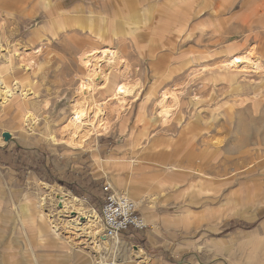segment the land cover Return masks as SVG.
<instances>
[{
  "label": "rangeland",
  "instance_id": "1",
  "mask_svg": "<svg viewBox=\"0 0 264 264\" xmlns=\"http://www.w3.org/2000/svg\"><path fill=\"white\" fill-rule=\"evenodd\" d=\"M57 1L65 11L66 31L51 45L28 44L46 17H28L29 8L8 16L10 28L19 29L10 39L18 46L21 65L13 79L27 93L26 107L33 99L38 103L40 122L23 139L12 118L17 112L0 114V264H154L156 259L155 264H247L252 253L249 264H264V81L250 78V87L230 77L205 82L219 74L224 59L239 53L240 37L233 32L240 0H187L191 19H183L186 29L180 34L174 32L179 0H144L132 18L110 13L112 28L103 15L113 4L85 0L100 11L96 30L101 33H95L104 34L107 42L90 34L94 27L84 16V0ZM104 46L118 50L115 59L126 71L124 79L111 75L96 100L101 103L128 81H139V96L123 108L113 107L114 101L106 107V134L70 145L60 140L59 129L70 118V105L79 99L77 87L85 79L78 55ZM3 48L12 51L6 44ZM258 48L264 56V35ZM106 62L101 63L106 67ZM201 65L206 73L201 74ZM172 90L178 92V104L162 121L157 100ZM92 153L103 159L101 167ZM104 187L155 198L149 212L157 225L146 220V231L125 232L117 244L103 238ZM59 188L94 215L97 237L72 230L71 218L51 201L45 207L55 215L60 235L42 234L43 222L33 212L40 210L41 194ZM137 249L142 259L135 256Z\"/></svg>",
  "mask_w": 264,
  "mask_h": 264
},
{
  "label": "bare ground",
  "instance_id": "2",
  "mask_svg": "<svg viewBox=\"0 0 264 264\" xmlns=\"http://www.w3.org/2000/svg\"><path fill=\"white\" fill-rule=\"evenodd\" d=\"M2 1L3 0H0V114L4 113L5 110L7 111L8 109H14L13 111H16L17 113H15V115L12 113L13 111L11 113L15 116L12 117L13 121L16 124L15 128L18 135L25 139L29 135H31V133H33V131L39 125L40 109L37 107L38 103L34 101V99L29 104L31 108L26 107L24 97H26L27 93L22 92L18 87L17 81L13 79V77L20 72L21 65H18V58L20 56L17 53L18 46L10 45V39L16 35L19 29L15 30L14 28H10L12 22L10 21L8 16H12L13 12H26L29 8L30 10L28 11V17H31V15H36L37 17L43 16L47 18L46 21H44L36 30H34L30 34L28 42L30 46H35L43 41L45 42V44L51 45L54 38L56 39L57 36L63 35V33L66 31V25L63 22L62 13L58 8L57 0H5L8 3L4 6L2 5ZM179 2L183 4V6L189 7V5L187 4V0H179ZM5 6L7 10L6 14L3 13V11H5ZM93 15H95V13ZM93 15L90 18H92L91 26L92 28L94 27V31L90 28V34L97 36L96 39L107 42L108 39L104 36V34L101 35L95 33V31H100L96 30V22L98 21V17L94 20ZM237 21V29L234 28L235 30L233 32V35L240 37L239 43H241V45L239 46V48H237L239 50V53H237V55L235 54L232 60L224 59L220 63L218 75L223 78L230 77V81L233 82L241 79L242 81L244 80V82L247 83V81L249 82L250 78L264 81V56L259 53L258 48V41L261 36L264 35V0H240V12L237 17ZM182 28L178 30V34L182 33L186 29ZM5 44L7 46H10L12 51L9 52V48H3V45ZM19 47L22 49L21 46ZM114 48L109 46H104L102 48H93L83 51L78 55L77 65L80 66L85 79H82L83 82L77 87L76 94H78L79 99L73 100L72 105H70V118L59 129V134L61 137L60 140H63L70 145H77L81 144L83 139L85 137H88L89 135L94 134V136H98L100 134H106L110 128L109 122H107L105 118V114L108 112L106 107L114 101L113 107L123 108L124 104L127 101L137 100L140 93L139 89H141V85L138 84L139 81H137V83H130L129 81L122 82L121 84L117 85L113 92L109 93L108 98L101 103L95 98L96 94H99L101 92L104 93V91L107 90L111 75H117L121 79H124L125 77L126 70L124 71V63L123 61H120V59V62L116 61L115 58L117 57L116 55L118 50ZM4 49L6 52L2 53ZM33 50L35 51V49ZM38 51L39 50H36L35 53H37ZM232 51L233 48L230 50L225 49L224 52L228 55V53H231ZM110 59H113L112 61L114 63H112ZM101 62H106L107 68L104 66L105 64L102 65ZM17 65L18 68L16 67ZM102 66H104L106 69H103ZM127 66L126 68H128ZM200 67L201 74L207 72L206 65H201ZM209 67L211 66L209 65ZM218 72L216 71V73ZM9 80L11 81L8 82ZM243 86L250 87L251 84L247 83ZM177 93V90H172L169 95L163 94L157 100V105L159 107L158 115L161 116L162 121H165L167 118H169L168 116L171 112L170 110L174 106H177ZM110 111H112V109ZM116 111L114 113H116ZM20 112L22 113V115L17 116L16 114ZM9 133L10 135H13L11 132ZM49 138L51 142H56L54 136H50ZM48 201L53 202L55 205L59 204L60 212L63 215L67 216L66 218H71L69 222L73 228H71L72 230L81 231L91 240L95 238L96 234L93 229L95 228L94 223L96 222V218L94 217V215H92L91 213H87L85 209L79 205V201L76 197L72 196V194H67L61 191V188L53 191V193L47 192L41 194L38 201L41 206L38 204L40 207H37L38 209L40 208V210H35L33 212L34 215L38 216L40 221L43 222L44 232H42V234L44 236L57 238L60 235L59 228H57V224H55V215L45 207V204L49 203ZM71 213L75 215L70 216L69 214ZM81 219L84 220L82 221ZM111 240L115 244L119 243L118 238H114ZM135 256L137 257V259H142V251L140 249H137V251H135Z\"/></svg>",
  "mask_w": 264,
  "mask_h": 264
},
{
  "label": "crops",
  "instance_id": "3",
  "mask_svg": "<svg viewBox=\"0 0 264 264\" xmlns=\"http://www.w3.org/2000/svg\"><path fill=\"white\" fill-rule=\"evenodd\" d=\"M91 1H93V2H95V1H99V2L100 1H107L109 3H112L113 4L112 6L114 7V9H113V7L110 8V6L108 5L107 9L104 10L105 14L103 15L104 18L107 17L110 20L111 19L109 17V16H111L110 13H113V15L116 18H119V19L120 18H127L129 15H131L130 17H132V16L135 17L134 16L135 13L138 12L141 3H143L144 0H91ZM226 1H229V0H226ZM209 2H211V0ZM81 5L84 8V16L87 19L90 18L94 13H95V15H93L94 20L97 19V17L99 19L101 18L100 11H97L96 9H94V7H92L91 4H88V2H86L85 0H84V3H82ZM158 7L159 6H157V10L162 9L161 6H160V8H158ZM221 7H223V6H221ZM227 7H225V8H227ZM225 8H222V9H225ZM187 9H188V7L183 6V4H180L177 7V10H179L180 13L178 15L179 16L178 17V21H177V23L175 25L176 30L174 32H177L178 31L177 28H179L181 25H183V19L184 18H188L189 20L191 19V17L188 15ZM64 12L65 11L63 9H61L63 22L65 21L64 19L66 17ZM87 12H89V13H87ZM68 17L70 18V16H68ZM209 19L211 20V16H209ZM111 21H112L111 22V28H112L113 23H114V19H111ZM64 24H65V22H64ZM133 24L134 23L132 22L131 25L133 26ZM213 81L215 83V82H218V81L224 82L225 80L221 76H219L218 74L211 75L208 79L205 80V82H212V83H213ZM92 160H93L94 164H96L98 167H101L103 159L98 154L92 153ZM108 183H109V181H108ZM109 185L111 186V183H109ZM122 194L127 195L129 198L133 199V201L135 200L134 202L139 203L138 204L139 206L137 205V208L140 209V211L143 213L142 216L148 222H151L152 224L157 225V222L155 220L150 219V214L151 213L149 212V210L153 209V207H154L153 205L155 204V198L149 197V198L146 199L144 197H139L138 194L131 193L128 190L122 191ZM146 203H147V205H146ZM257 230H259V229H257ZM155 232L157 233V230ZM254 259H255V256L252 253V254H250V255H248L246 257L245 263H247V264L252 263V262H254ZM153 262H154V264L157 263L158 259L154 260ZM149 263L153 264V263H151V261H149Z\"/></svg>",
  "mask_w": 264,
  "mask_h": 264
},
{
  "label": "built area",
  "instance_id": "4",
  "mask_svg": "<svg viewBox=\"0 0 264 264\" xmlns=\"http://www.w3.org/2000/svg\"><path fill=\"white\" fill-rule=\"evenodd\" d=\"M104 191L100 211L103 238H120L125 232H144L150 227L129 197L114 193L109 187H104Z\"/></svg>",
  "mask_w": 264,
  "mask_h": 264
}]
</instances>
